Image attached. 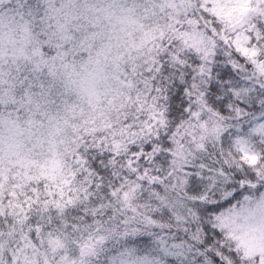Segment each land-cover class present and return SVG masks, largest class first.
Masks as SVG:
<instances>
[{
    "label": "clouds",
    "instance_id": "clouds-1",
    "mask_svg": "<svg viewBox=\"0 0 264 264\" xmlns=\"http://www.w3.org/2000/svg\"><path fill=\"white\" fill-rule=\"evenodd\" d=\"M0 264H264V0H0Z\"/></svg>",
    "mask_w": 264,
    "mask_h": 264
}]
</instances>
